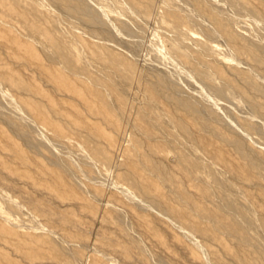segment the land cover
<instances>
[{"label": "rangeland", "instance_id": "rangeland-1", "mask_svg": "<svg viewBox=\"0 0 264 264\" xmlns=\"http://www.w3.org/2000/svg\"><path fill=\"white\" fill-rule=\"evenodd\" d=\"M241 1L261 21L229 0H0V264H264V118L192 76L264 104L223 36L264 49V0Z\"/></svg>", "mask_w": 264, "mask_h": 264}, {"label": "bare ground", "instance_id": "bare-ground-1", "mask_svg": "<svg viewBox=\"0 0 264 264\" xmlns=\"http://www.w3.org/2000/svg\"><path fill=\"white\" fill-rule=\"evenodd\" d=\"M91 1V0H90ZM189 3L191 4H195L198 2V0H187ZM227 1V0H226ZM119 4V3H118ZM229 4H234L235 6H237L239 8L240 11H242L243 13H245L246 15H248L249 17H251L252 19H254V21H261L262 16L258 13V11L252 7H249L248 5H246L244 2H242L241 0H229ZM189 8V7H188ZM234 8V7H233ZM73 10L75 12L79 11L80 9L77 8L76 6H73ZM237 10V9H236ZM106 14V13H105ZM134 19V18H133ZM253 21V22H254ZM179 22V21H178ZM263 25V24H262ZM116 28V26H115ZM123 30L129 34V35H133L135 34L129 27H127L126 25L122 26ZM199 28V27H198ZM176 32L178 35H184L186 34L185 31L179 29L178 27L175 28ZM204 30V29H203ZM239 34L241 35V37L243 39H245L246 41H248L251 44H254L255 47L257 48L258 52H256L255 50L249 48L248 46H246L245 44H237L236 45V41L235 38L232 36V34L227 31V30H223V36L224 39L226 40V42L231 46V48L234 50V52L236 53V55L238 57H243L246 58L250 64L256 68H263L264 69V49L261 47L260 43H259V38L248 28V29H243L240 28L239 30ZM200 32V31H199ZM257 34V33H256ZM260 34V33H259ZM122 35V34H121ZM124 37V36H123ZM207 37V36H206ZM194 43L201 48L202 50H208L207 45L200 39H193ZM221 42H223V40L221 39ZM231 50V49H230ZM218 55L220 58H225V55L222 52H218ZM233 55V54H232ZM209 61V60H208ZM161 65V63L159 64ZM192 65V63H191ZM167 69V68H166ZM169 70V69H168ZM192 71V69H191ZM170 72V71H169ZM173 72V71H172ZM185 72V71H184ZM183 73V72H182ZM181 73V74H182ZM167 74V73H166ZM256 74V73H255ZM175 76V75H174ZM172 76V77H174ZM192 76H193V80L196 84L212 91L214 94H216L218 97L228 100L229 103L230 102H234L236 104H246L248 106V108H250V110L254 111L255 113H257L259 116H261L262 118H264V104L252 99V98H248L242 94H239L235 91L234 88H225L222 85L216 84L213 82V80L211 79V76L207 73V72H203V71H192ZM260 77V76H259ZM177 80V79H176ZM161 85L164 86H171L172 83L167 82V81H163L160 80L159 81ZM182 83V81H181ZM247 83L249 85V87L257 92L260 93L264 96V88L260 87L259 85H257L256 83H254L253 81L247 80ZM160 85V86H161ZM194 85V84H193ZM184 86V85H183ZM170 88V87H169ZM193 89V88H192ZM151 91V90H150ZM154 91V90H153ZM198 92V91H197ZM248 94V93H246ZM253 95V93H252ZM183 98V97H182ZM255 98V97H254ZM218 99V98H216ZM175 102L182 104L184 109L188 112L193 113L196 117L201 119V125L202 127H204L207 130H210L212 132H218L216 127L214 125H212L209 121H208V114L211 116V118H215L217 119L218 117L213 114L210 110L207 112L205 109H203V107L196 103L195 100H188V101H179L176 100ZM246 107V106H245ZM247 108V109H248ZM4 109V108H3ZM219 111V110H218ZM220 112V111H219ZM250 112V111H249ZM220 115V114H219ZM257 118V117H256ZM258 121H260L258 119ZM215 122V121H214ZM230 122V121H229ZM259 124V123H258ZM264 124L263 122L261 123ZM179 126L182 128V130L186 133L189 134V129L187 124H179ZM264 126V125H263ZM147 128V127H146ZM242 128V127H241ZM264 129V128H263ZM174 130V129H173ZM260 128H256V132L260 133ZM244 133V132H243ZM182 135V134H181ZM244 135V134H243ZM247 135V134H246ZM248 136V135H247ZM246 146V145H245ZM247 147V146H246ZM193 148V146H192ZM195 149V148H194ZM195 151L199 150L196 148ZM170 155V154H169ZM202 155V154H201ZM169 157V156H168ZM171 157V156H170ZM206 158V157H205ZM208 160V158H207ZM164 161V160H163ZM173 161V160H171ZM205 162V161H203ZM209 162V161H208ZM210 163V162H209ZM173 164V163H172ZM215 164V163H214ZM213 164V165H214ZM212 165V166H213ZM214 167V166H213ZM164 169H166L164 167ZM264 176V175H263ZM165 178L170 179V177L168 175H165ZM264 178V177H263ZM215 183V182H214ZM222 183V182H221ZM221 188H222V184H221ZM227 206L229 208H234L232 203L230 202H226ZM215 209V208H214ZM209 212V211H208ZM164 213V212H163ZM254 214H256V212L254 211ZM253 214V215H254ZM210 215L212 216V218H214L216 221L220 222L222 226H224L226 229H228L229 231H233L235 233H237L239 236L243 237V238H247L248 236L240 229L239 226H237L232 220L228 221L225 220L223 217V214L221 215L218 212H210ZM240 216V215H239ZM262 216V215H261ZM237 217V216H236ZM243 220L247 223V224H251L252 220L250 215L248 214H244L242 216ZM256 219V218H255ZM260 226L263 230H264V222L263 221H259ZM258 227V230H259ZM186 231V230H185ZM187 232V231H186ZM263 244V243H262ZM264 245V244H263ZM232 258L238 263V264H259L257 261L255 262H250V263H246L244 261H242L243 259H241L239 256L237 255H233ZM258 258V257H257ZM162 261V259H161Z\"/></svg>", "mask_w": 264, "mask_h": 264}]
</instances>
